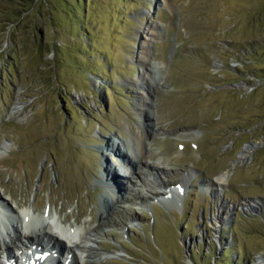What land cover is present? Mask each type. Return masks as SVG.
<instances>
[{
    "label": "rangeland",
    "instance_id": "rangeland-1",
    "mask_svg": "<svg viewBox=\"0 0 264 264\" xmlns=\"http://www.w3.org/2000/svg\"><path fill=\"white\" fill-rule=\"evenodd\" d=\"M53 5L50 22L41 4L15 34L0 26V196L17 211L59 213L66 227L92 230L111 257L102 264L264 262V0ZM148 27L159 34L151 62L165 69L155 73L164 78L161 132L149 162L165 169L166 185L184 181L185 189L188 177L186 194L178 208L150 197L153 219L128 201L100 227L103 190L92 188L99 170L123 157L107 150L111 140L129 139L142 119L131 82ZM38 40L43 66L32 49ZM221 174L230 176L221 191L200 190ZM158 188L135 190L146 197ZM122 251L126 258H116Z\"/></svg>",
    "mask_w": 264,
    "mask_h": 264
},
{
    "label": "bare ground",
    "instance_id": "bare-ground-1",
    "mask_svg": "<svg viewBox=\"0 0 264 264\" xmlns=\"http://www.w3.org/2000/svg\"><path fill=\"white\" fill-rule=\"evenodd\" d=\"M142 33L145 34V36L142 37L143 41L137 51H135L136 62L139 65V73L137 79L131 82L133 92L139 95V99L134 103V110L142 119L140 118L137 123L132 126V130L130 131L131 134H128L129 139H122L117 134L121 142L112 139L107 149L109 151L110 149H115L116 151L120 145H123L127 150L123 159L125 162L132 165V170H128V168L120 164L116 159H114L111 168H109L110 166H105L103 170H99V180H97V183L92 189L100 188L103 190L101 194L102 197L97 203V206H95L97 221L100 227L107 223H112L110 220L112 212L118 210L120 207L127 209L128 206L125 207L123 203L127 205L128 201L136 200V202L139 203H146L148 200H151L150 197H154L155 199L157 197L156 201L164 208H178L181 199L180 195H177L175 187L168 186L162 181L160 174H164L162 170L165 169L157 166L152 160L153 163L149 162V157H154L150 149V144H153L155 137L161 132L157 102L159 91L164 87V78L158 79L155 73L158 70L164 75L165 69L151 62V49L154 44H156V38L159 36L157 29L154 27L143 28ZM124 84L126 85L128 83L124 82ZM149 112H153L154 117H151ZM106 155L105 153V157ZM243 156L246 155L242 154V157ZM112 168L119 178L113 174ZM229 179V174H221L215 178L214 182H209L205 187H215L220 190L228 183ZM149 185L156 188L159 187L158 189H160V192L156 193L154 191H149L148 195L144 197L140 194L139 190H135L138 186L147 188ZM180 188L184 189V181H182V186ZM150 193L152 194L150 195ZM11 206L0 196V209L8 214L6 216H0V225H3V229L8 231L7 234L5 233L4 235L2 228H0V242L4 250V256L0 258V264H18V261H23V259L30 260L28 258L29 252L27 251L25 243L32 245V247L40 248L44 252L51 251V257L48 258L45 263L37 264H53L55 262H57V264H63L67 254L71 256L69 264H102L111 259L110 256L99 253L97 247L99 243L98 235H92V230H87L84 227H76L75 229L68 227L65 229L57 224L56 228L58 230L68 232L67 229H69L70 232L73 233V239L75 240V242H72L74 243L73 247L63 245L61 249L58 241L62 242V240L58 239L57 241L56 238L58 235L51 231V228L45 222L42 215L39 216L36 215L35 211L24 209L17 211ZM30 209H32V207ZM54 215L58 216V221L60 223L66 221V219H61L59 213H54ZM25 220L29 221L28 225H25ZM129 220L130 222L137 221L138 216L136 213L133 215V219L130 217ZM9 228H11L13 235H9ZM104 233H106V231ZM61 235L63 236L64 234ZM60 250L66 255L61 256ZM126 255L127 254L122 251L116 258H126ZM255 264H264V262L263 260H258Z\"/></svg>",
    "mask_w": 264,
    "mask_h": 264
},
{
    "label": "trees",
    "instance_id": "trees-1",
    "mask_svg": "<svg viewBox=\"0 0 264 264\" xmlns=\"http://www.w3.org/2000/svg\"><path fill=\"white\" fill-rule=\"evenodd\" d=\"M43 4L46 11V21H52L51 14L53 10H56V6H54V0H0V26L3 28L1 31L6 33L7 28L14 29L15 32L23 25V21L29 17L31 11L38 5ZM49 10V11H48ZM33 51L35 52L37 58V62H39V66H43V61L41 62L40 52L42 50V45L38 40V43L35 46H32ZM264 151V148L262 149ZM234 248L232 249L233 252ZM227 252H223V257L228 258ZM215 264H220L217 261ZM226 264V263H223Z\"/></svg>",
    "mask_w": 264,
    "mask_h": 264
}]
</instances>
